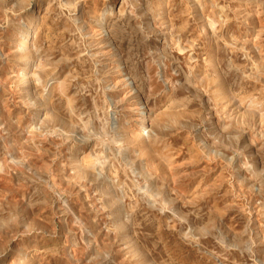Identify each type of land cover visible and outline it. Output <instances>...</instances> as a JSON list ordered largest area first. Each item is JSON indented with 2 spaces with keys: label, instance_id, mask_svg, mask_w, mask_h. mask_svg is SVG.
<instances>
[{
  "label": "rangeland",
  "instance_id": "obj_1",
  "mask_svg": "<svg viewBox=\"0 0 264 264\" xmlns=\"http://www.w3.org/2000/svg\"><path fill=\"white\" fill-rule=\"evenodd\" d=\"M0 264H264V0H0Z\"/></svg>",
  "mask_w": 264,
  "mask_h": 264
},
{
  "label": "bare ground",
  "instance_id": "obj_2",
  "mask_svg": "<svg viewBox=\"0 0 264 264\" xmlns=\"http://www.w3.org/2000/svg\"><path fill=\"white\" fill-rule=\"evenodd\" d=\"M34 19H30V21L24 26V28L21 30V32L22 31H24L23 33H22V35H21V37H29V35L31 34V32H32V30H33V27H34V25H35V21H36V15H35V17H33ZM20 36V35H19ZM24 46H27L28 45V42H27V40L26 41H24L23 43H22ZM44 60V59H43ZM33 61H34V59H33V56H31V55H28L27 57H26V60H25V64L21 67V69H23L22 70V72L21 73H18L19 75H24V76H27V74L29 73V71H30V69L32 68V64H33ZM37 81V80H36ZM38 82V81H37ZM129 104V103H128ZM142 110V112H143V114H142V118H139L138 119V121L139 122H143V121H146V120H148V115H147V112L145 111V108H143V109H141ZM27 251V250H26Z\"/></svg>",
  "mask_w": 264,
  "mask_h": 264
}]
</instances>
